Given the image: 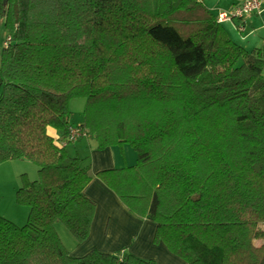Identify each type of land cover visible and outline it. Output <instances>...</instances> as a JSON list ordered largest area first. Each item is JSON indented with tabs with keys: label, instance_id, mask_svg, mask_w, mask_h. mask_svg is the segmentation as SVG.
I'll list each match as a JSON object with an SVG mask.
<instances>
[{
	"label": "trees",
	"instance_id": "obj_1",
	"mask_svg": "<svg viewBox=\"0 0 264 264\" xmlns=\"http://www.w3.org/2000/svg\"><path fill=\"white\" fill-rule=\"evenodd\" d=\"M2 25L0 163L37 178L15 190L25 223L0 215V264H158L61 240L57 221L79 244L95 210L80 139L134 151L97 175L154 243L185 264H264V39L244 48L201 0H0Z\"/></svg>",
	"mask_w": 264,
	"mask_h": 264
},
{
	"label": "crops",
	"instance_id": "obj_2",
	"mask_svg": "<svg viewBox=\"0 0 264 264\" xmlns=\"http://www.w3.org/2000/svg\"><path fill=\"white\" fill-rule=\"evenodd\" d=\"M201 1L217 16L219 12L232 8L236 0ZM240 22L243 31L236 27ZM221 24L230 37L244 48L250 50L257 47L264 39V4L259 13L247 16L242 21L233 19L223 21ZM48 132L61 138L54 129L49 128ZM71 145V153L78 152L89 157L92 178L84 192L95 202V210L87 238L82 243L71 244L68 249L70 254L81 256L92 249L108 253L125 251L142 259H153L158 264H185L184 260L171 253L163 242H153L155 224L130 213L97 175L101 170L133 164L135 155L130 147L124 145L121 148L106 147L96 150L92 149L85 139L75 141ZM11 209L5 212L7 218L18 224L26 220L28 213L26 207Z\"/></svg>",
	"mask_w": 264,
	"mask_h": 264
},
{
	"label": "rangeland",
	"instance_id": "obj_3",
	"mask_svg": "<svg viewBox=\"0 0 264 264\" xmlns=\"http://www.w3.org/2000/svg\"><path fill=\"white\" fill-rule=\"evenodd\" d=\"M5 36H6L5 29L2 25L0 26V52ZM262 72L264 75V68ZM84 105H85L84 98L76 97L70 100L69 102V108L71 111L70 122L72 124L76 125L83 120L82 111L84 109ZM71 147H72L71 144L67 146L69 150H71ZM131 151L135 155L132 149ZM24 174H26L29 179L37 178V166L26 159L7 160L0 163V215L1 216L7 217L5 212H7L8 209L10 210L11 208H15V207L18 209V207L21 206L15 202V190L17 187L21 185ZM10 220L12 221V219ZM25 221L26 220H23L18 224L13 220V222L18 225H23ZM55 229L58 235L60 236L61 240L67 247V249L70 248L71 244H76V241L73 238V236L60 221H57L55 223ZM255 244L257 245L260 244V241L256 240Z\"/></svg>",
	"mask_w": 264,
	"mask_h": 264
},
{
	"label": "built area",
	"instance_id": "obj_4",
	"mask_svg": "<svg viewBox=\"0 0 264 264\" xmlns=\"http://www.w3.org/2000/svg\"><path fill=\"white\" fill-rule=\"evenodd\" d=\"M264 0H236L233 7L228 11H221L217 14V21L237 19L242 21L245 17L259 13L263 8ZM238 30L243 31L242 23L236 25ZM5 44V43H4ZM79 130L76 127L70 129L69 139L74 140L79 136Z\"/></svg>",
	"mask_w": 264,
	"mask_h": 264
},
{
	"label": "water",
	"instance_id": "obj_5",
	"mask_svg": "<svg viewBox=\"0 0 264 264\" xmlns=\"http://www.w3.org/2000/svg\"><path fill=\"white\" fill-rule=\"evenodd\" d=\"M5 1V0H4Z\"/></svg>",
	"mask_w": 264,
	"mask_h": 264
}]
</instances>
